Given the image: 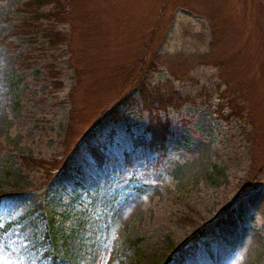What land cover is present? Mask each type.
Listing matches in <instances>:
<instances>
[{
    "label": "rangeland",
    "instance_id": "rangeland-1",
    "mask_svg": "<svg viewBox=\"0 0 264 264\" xmlns=\"http://www.w3.org/2000/svg\"><path fill=\"white\" fill-rule=\"evenodd\" d=\"M26 1L0 0V264H264V0Z\"/></svg>",
    "mask_w": 264,
    "mask_h": 264
},
{
    "label": "trees",
    "instance_id": "trees-1",
    "mask_svg": "<svg viewBox=\"0 0 264 264\" xmlns=\"http://www.w3.org/2000/svg\"><path fill=\"white\" fill-rule=\"evenodd\" d=\"M59 2H60V0H27L24 5L28 8L29 12H31L30 14L31 15L33 14L31 16V19L36 20L39 17L53 18L54 17V13L52 14L51 12L54 11V10H56L54 8L57 7V5L59 4ZM51 3L53 4V6L48 11V13H51L50 15H47L46 16V13H43L42 15L41 14L40 15L38 14V13H42L40 9L44 5L51 4ZM50 34H51V32H49V34H47V37L52 38V36H50ZM56 34H58V33H56ZM139 76H140V73H139ZM139 92H140V97H141L140 99L142 100L143 104L145 105V103L148 102V99L150 98V95H149L148 91L146 89H144L143 87H141V90H139ZM153 102L161 103L158 98H156ZM113 105L114 104H112V106H110V110L108 111L111 114L112 113L113 114L116 113V111L114 112ZM113 117H114V119H117V116H113ZM164 137H165V134L164 133H162V132L157 133L154 130H152L149 141L150 142H153V143H161V142H163ZM90 156H91V158L93 160H95L97 162L100 161V158L98 157L99 155H97L95 153V150L94 149H91L90 150ZM1 194L2 193L0 192V196H1ZM42 202L44 203V200L42 201V199H40L38 201V203L32 209H30V211L28 212L27 215H38V212H40V210H43L44 222H45V225H46V228H47V233L46 234H47V237L50 238V237L53 236L52 223L50 222L52 220V217H51V215L48 212H44L43 203ZM224 213L225 214L224 215H221V217L218 218L215 221V223L210 227V229H211V232L210 233L218 234L219 231L221 230V228L224 227V225L227 222V219L225 217V215H227V212H224ZM195 247H196V244H192L189 247H187L186 249H184L179 254V256L176 258V261H180L185 256H190L193 253ZM47 252L49 254H53V251L51 250V247H50V250L47 249ZM47 252H46V254H48Z\"/></svg>",
    "mask_w": 264,
    "mask_h": 264
}]
</instances>
